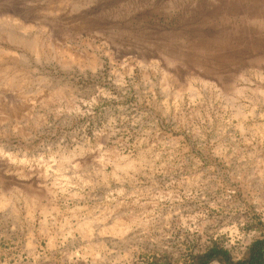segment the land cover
<instances>
[{
    "label": "rangeland",
    "instance_id": "obj_1",
    "mask_svg": "<svg viewBox=\"0 0 264 264\" xmlns=\"http://www.w3.org/2000/svg\"><path fill=\"white\" fill-rule=\"evenodd\" d=\"M256 240L264 0H0V264Z\"/></svg>",
    "mask_w": 264,
    "mask_h": 264
},
{
    "label": "crops",
    "instance_id": "obj_2",
    "mask_svg": "<svg viewBox=\"0 0 264 264\" xmlns=\"http://www.w3.org/2000/svg\"><path fill=\"white\" fill-rule=\"evenodd\" d=\"M264 264V240L251 241L236 250L235 247L214 244L192 256L187 264Z\"/></svg>",
    "mask_w": 264,
    "mask_h": 264
},
{
    "label": "trees",
    "instance_id": "obj_3",
    "mask_svg": "<svg viewBox=\"0 0 264 264\" xmlns=\"http://www.w3.org/2000/svg\"><path fill=\"white\" fill-rule=\"evenodd\" d=\"M198 264H205V263H203V261H202V262H199Z\"/></svg>",
    "mask_w": 264,
    "mask_h": 264
}]
</instances>
